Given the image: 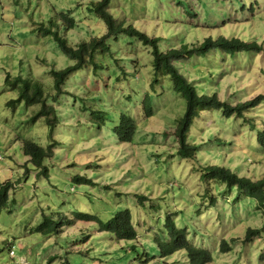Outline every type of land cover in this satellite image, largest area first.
Returning a JSON list of instances; mask_svg holds the SVG:
<instances>
[{
  "label": "rangeland",
  "instance_id": "obj_1",
  "mask_svg": "<svg viewBox=\"0 0 264 264\" xmlns=\"http://www.w3.org/2000/svg\"><path fill=\"white\" fill-rule=\"evenodd\" d=\"M93 1L0 0V177L14 183L0 213V264H190L185 249L166 257L160 254L157 238L167 237L169 215L187 230L192 243L211 251L209 264H264L260 258L264 239L256 234L244 240L248 227L263 226V212L224 183H219L211 204L204 195L203 168L197 169L220 164L240 174L264 176L258 126L252 127L247 118L205 110L189 139L199 147V166L181 158L174 132L186 102L170 76L156 77L153 57L139 41L117 45L122 57L136 59V69L140 64L136 74L131 70L118 81L124 62L104 58L98 68L87 64L74 71L62 95L50 92L49 71L74 61L39 27L55 18L56 30L72 46L105 34V24L89 11ZM180 1L113 0L110 11L160 37L164 50L179 47L181 41L196 48L207 36L220 35L264 46V0H185L190 8ZM70 10L76 25L68 29L56 15ZM185 65V75L198 90L217 92L231 105L264 95V50L234 57L215 50L187 59ZM8 74L37 79L52 97L57 96L53 105L61 118L52 138L45 118L34 120L40 104L11 103L19 92L6 83ZM146 96L152 100V115L144 109ZM262 101L249 112L258 121H264ZM123 113L137 123L130 142L120 141L114 131ZM22 138L44 147L57 141L53 156L45 161L47 176H37L22 151ZM78 176L92 183L78 182ZM140 195L147 197L144 203L138 200ZM125 208L134 216L137 239L118 240L100 231L96 220L75 218V213L86 212L107 220ZM47 215L62 217L61 234L32 231ZM224 241L230 247L226 251Z\"/></svg>",
  "mask_w": 264,
  "mask_h": 264
},
{
  "label": "trees",
  "instance_id": "obj_2",
  "mask_svg": "<svg viewBox=\"0 0 264 264\" xmlns=\"http://www.w3.org/2000/svg\"><path fill=\"white\" fill-rule=\"evenodd\" d=\"M200 3L203 0H198ZM113 0H96L91 3L89 11L96 14L100 21H102L106 28L107 33L102 35H95L83 40L77 46L70 45L67 38L56 30V19H52L48 26L41 25L39 30L43 34H51L56 41L61 51L74 61L73 64L64 67L63 69L52 68L49 74L53 78L51 91L57 92L62 95L66 80L73 74L74 71L86 66L92 65L94 68L102 66V60L105 58L114 59L116 62L121 60L124 66L121 67V72L118 75V81L123 80L131 73L136 74L139 72L135 68V58L133 56L122 57V51L117 47L118 44H130L141 42L142 45L151 53L152 71L159 75L170 76L174 90L179 93L186 102L185 112L177 121L174 134L178 140V155L184 159H192L199 166L198 151L199 147L189 141L191 129L194 122L202 117L203 111L210 109H217L222 112L224 116H240L247 118L251 121L252 127H257V142L264 148V121H258L255 117H251L249 112L258 109L259 103L263 102L264 95L260 94L255 98L248 101H239L235 105H231L226 100L221 99L217 92L206 93L198 90L185 75L186 65L185 60L191 59L194 56L206 57L211 51H218L225 54H230L232 57L239 52H259L264 50V46L259 44L258 41H247L240 37L233 36H217L216 38L207 36L202 43L194 48L189 43L181 41L179 47L176 45L171 46L164 50L160 46V37L151 36L147 31L127 24L124 20H119L113 13H111V4ZM181 3L187 2L185 0ZM188 3V2H187ZM183 5V4H182ZM189 5V3H188ZM190 8V5H189ZM60 18L61 23L66 26L65 28H73L76 25V19L72 16V11H62L56 15ZM117 47V48H116ZM133 62V68L131 63ZM6 83L11 89H17L19 96L17 99L11 101L15 104L19 101H24L26 105L40 104L41 108L37 111L34 118L44 117L46 124L50 131V138H52L53 130L60 122V115H57L56 108L53 105L56 98L52 93L44 89V84L37 80L21 75L14 78L8 74ZM63 87V89H62ZM146 103L144 109L147 115H152V100L150 97L143 98ZM106 119V116L103 117ZM260 123V125H258ZM137 130V123L134 118L126 113L121 116V122L114 127L115 135L120 141L130 142L134 138ZM57 141L52 140L46 147L40 145L38 142L26 138H22V151L29 157V160L37 169V176H47L48 166L45 161L51 158L54 154V149L57 146ZM198 168H203L202 178L205 183L206 191L204 195L210 197L211 204L215 202L214 193L220 189L219 183H224L227 188L237 189L242 192L246 199L254 202L258 209L264 214V176L255 177L254 175L240 174L236 170H232L228 166L220 164H205L200 165ZM78 182L82 180L90 182V179L82 176L75 177ZM208 185L212 188L211 191ZM14 186L13 181L4 180L0 177V213L8 205L10 190ZM138 200L141 203L147 200V197L140 195ZM76 219L97 221L98 229L100 231L109 232L118 240H134L138 237V232L134 223V216L129 208L118 210L114 215L107 220L99 218L95 213L77 212L75 213ZM172 216H167V237H159L158 247L161 256L166 257L174 254L175 252L185 249L187 259L190 264H209L213 261L211 251L204 246H197L188 238V232L185 228L178 227L174 223ZM69 225L73 224V219H69ZM65 223L60 217L54 219L52 216H45L43 221L32 231L40 232L43 235L61 234L62 228ZM259 234L264 239V224L261 228L248 227L245 233V242L250 241L252 237ZM227 241L222 244V250L229 249ZM54 258V257H53ZM260 258L264 261V251L261 253ZM68 264V263H67Z\"/></svg>",
  "mask_w": 264,
  "mask_h": 264
},
{
  "label": "built area",
  "instance_id": "obj_3",
  "mask_svg": "<svg viewBox=\"0 0 264 264\" xmlns=\"http://www.w3.org/2000/svg\"><path fill=\"white\" fill-rule=\"evenodd\" d=\"M12 252H14L13 250H12ZM15 253V252H14Z\"/></svg>",
  "mask_w": 264,
  "mask_h": 264
}]
</instances>
